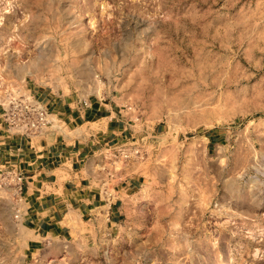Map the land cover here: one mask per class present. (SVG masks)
<instances>
[{
	"label": "rangeland",
	"instance_id": "obj_1",
	"mask_svg": "<svg viewBox=\"0 0 264 264\" xmlns=\"http://www.w3.org/2000/svg\"><path fill=\"white\" fill-rule=\"evenodd\" d=\"M0 77L125 124L93 161L106 205L69 234L26 248L0 187V264H264V0H0Z\"/></svg>",
	"mask_w": 264,
	"mask_h": 264
},
{
	"label": "crops",
	"instance_id": "obj_2",
	"mask_svg": "<svg viewBox=\"0 0 264 264\" xmlns=\"http://www.w3.org/2000/svg\"><path fill=\"white\" fill-rule=\"evenodd\" d=\"M67 98L45 92L40 99L51 114L60 116L66 133L47 131L18 137L8 135L0 121V162L23 177L19 221L30 235L26 248L36 249L48 236L69 234L72 220L90 219L107 203L101 180L108 177L95 169L93 161L103 145L123 134L124 121L105 102L86 100L87 106L82 108L77 93ZM77 128L81 132L74 135ZM131 186L135 183L124 177L113 189L116 198ZM110 204L105 213L114 217L118 208Z\"/></svg>",
	"mask_w": 264,
	"mask_h": 264
},
{
	"label": "built area",
	"instance_id": "obj_3",
	"mask_svg": "<svg viewBox=\"0 0 264 264\" xmlns=\"http://www.w3.org/2000/svg\"><path fill=\"white\" fill-rule=\"evenodd\" d=\"M4 82L0 77V89L4 86ZM82 108L87 106L85 99L79 100ZM0 121L4 125L5 131L8 135L18 137H29L45 133L47 131H60V126L63 124L60 119L51 114L45 104L29 92H7L0 96ZM132 154H138V144L132 146ZM122 159L128 158V152H120ZM106 176L111 177L109 169L104 165L99 166ZM22 174L14 169L5 167L4 163L0 162V187H6L12 195L16 197V204H14L13 218L18 219L22 210L21 188H22ZM105 189V188H104ZM103 189V190H104ZM106 192V191H105ZM104 192V193H105ZM111 194L107 193V196Z\"/></svg>",
	"mask_w": 264,
	"mask_h": 264
}]
</instances>
